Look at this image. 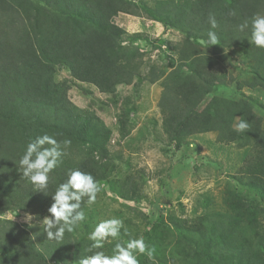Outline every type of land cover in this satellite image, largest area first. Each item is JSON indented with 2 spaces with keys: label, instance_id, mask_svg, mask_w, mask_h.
Masks as SVG:
<instances>
[{
  "label": "trees",
  "instance_id": "obj_1",
  "mask_svg": "<svg viewBox=\"0 0 264 264\" xmlns=\"http://www.w3.org/2000/svg\"><path fill=\"white\" fill-rule=\"evenodd\" d=\"M135 11L160 23L163 30L179 32L187 41L178 53L181 70L170 71L162 81L168 94H163L159 107L168 142L179 148L200 133L213 132L218 144L247 150L237 173L223 185L218 202L212 195L200 194L196 201L200 209L195 205L189 217L163 216L159 211L152 222L141 211L144 220L134 222L125 216L119 237L109 238L103 249L90 250L93 242L88 239L101 222L102 207L86 202L81 205L85 221L59 242L47 239L43 222L35 243L26 227L7 221L4 239H0V264H50L54 257L77 264L96 251L111 255L117 242L139 238L154 251L151 258L135 253L138 264H264L263 120L251 99L207 97L224 84L225 72L212 67L218 58H227L218 55L221 48L244 53L251 72L245 83L264 92V49L248 42L250 26L237 29L253 16L264 15V0H0V204L14 213L33 204L46 216L52 195L70 169L90 173L102 194L140 202L134 179L120 174L108 148L113 131L94 110L72 102L67 80L56 79L57 71L64 69L73 83L89 84L116 104L118 86L132 85L135 79L154 82L161 78L164 72L155 74L157 67L140 75L143 54L138 42L163 43V39L129 33L113 20L119 13ZM210 15L217 20L216 29H211ZM209 30L219 41L211 46L215 57L198 48L210 46L206 43ZM129 103L126 98L120 104V137L133 128ZM241 119L249 124L244 132L236 130ZM44 134L68 144L62 162L49 174L47 189L38 192L22 176L18 162L26 145ZM178 206L183 214V205ZM119 213L111 210L110 216L101 218H118ZM37 244L50 250L44 255Z\"/></svg>",
  "mask_w": 264,
  "mask_h": 264
},
{
  "label": "rangeland",
  "instance_id": "obj_2",
  "mask_svg": "<svg viewBox=\"0 0 264 264\" xmlns=\"http://www.w3.org/2000/svg\"><path fill=\"white\" fill-rule=\"evenodd\" d=\"M113 20L129 33L144 32L151 38L158 36L163 39V43L156 41L147 44L139 40L138 46L143 54L139 59L140 65H143L140 75L146 76L150 67H157L155 74L162 70L164 75L154 82L146 80L138 82L135 79L132 85L118 86L116 92L118 103L114 104L111 102V96L98 92L89 84L73 83L64 69L57 71L56 79L67 80L70 84L68 96L72 102L80 108L94 110L113 131L108 143L111 155L122 170L119 171L120 174H129L134 179L138 194L141 195L140 202L129 203L117 199L114 195L102 194L100 191L102 195L97 194L92 206L100 209L102 207L103 215L100 213L98 216L100 221H103L101 217L110 216L111 210L119 211L118 218L122 221L126 217L134 222L141 220V211L145 212L152 222L155 221L159 211L163 216L174 213L179 217H189L195 205L197 211L200 209L196 202L200 194L207 193L209 196H214L217 202L220 200L223 185L232 179L230 176L237 173L247 150L238 149L234 144H218L215 140L216 134L213 132L200 133L179 148L170 144L161 126L159 103L163 94H168L166 83L162 81L170 71L181 70L178 67L180 62L178 53L184 45H187V41L179 32L163 30L160 23L148 19L139 11L133 14L119 13ZM159 44L165 52L157 47ZM198 48L202 54L215 57L211 46ZM218 55L227 57L224 61L218 58V63L212 65L214 69L225 72L221 76L224 84H219L207 97L216 95L238 99L243 96L251 99L256 103V112L262 118L264 125V92L259 88H250L245 83L250 79L251 72L244 53L236 48H221ZM182 69L185 70V67ZM126 98L130 100L129 106L133 109L130 114L133 128L128 135L120 137L117 117L120 113V104L124 103ZM178 203L184 207L183 214ZM28 213L34 216L31 224L24 220ZM43 217L33 204L15 213L0 204V239H4L7 221H12L26 227L36 243ZM144 227L146 226L142 225V228ZM37 247L44 255L50 250L47 245L41 247L37 244ZM61 259L54 257L50 260V264H66L63 257Z\"/></svg>",
  "mask_w": 264,
  "mask_h": 264
},
{
  "label": "clouds",
  "instance_id": "obj_3",
  "mask_svg": "<svg viewBox=\"0 0 264 264\" xmlns=\"http://www.w3.org/2000/svg\"><path fill=\"white\" fill-rule=\"evenodd\" d=\"M208 22L211 29L218 27L217 20L210 15ZM251 29L248 42L257 48L264 49V15L257 14L251 21H244L237 26L239 31L245 28ZM206 43L210 46L219 43L216 33L212 30L207 32ZM249 128L246 120L241 119L236 130L244 132ZM68 141L59 142L55 137L48 134L37 136L26 145L24 154L21 156L18 166L22 170V176L33 186L35 191L44 192L48 187L49 174L62 162L64 147ZM48 145L49 147H45ZM101 186L90 173L80 170H68L67 179L59 184L52 195L53 202L47 209L48 215L42 219L44 233L50 241H62L65 233H71L75 227L84 222L86 215L81 205L95 203ZM86 198V200H85ZM34 216L26 214L24 220L31 224ZM123 221L112 218L99 222L89 233L88 239L93 243L91 249H103L105 242L116 239L120 235ZM154 249H148L143 238L131 239L127 242H117L112 249L111 255L103 251H96L92 255L80 258L77 264H138L135 253L145 254L151 258Z\"/></svg>",
  "mask_w": 264,
  "mask_h": 264
}]
</instances>
